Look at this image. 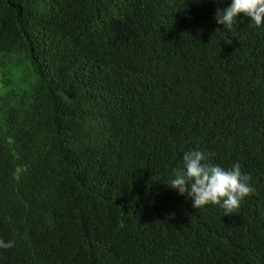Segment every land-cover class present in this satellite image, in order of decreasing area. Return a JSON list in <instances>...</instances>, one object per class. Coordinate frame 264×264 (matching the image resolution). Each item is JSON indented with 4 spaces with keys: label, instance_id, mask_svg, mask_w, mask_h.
Here are the masks:
<instances>
[{
    "label": "trees",
    "instance_id": "trees-1",
    "mask_svg": "<svg viewBox=\"0 0 264 264\" xmlns=\"http://www.w3.org/2000/svg\"><path fill=\"white\" fill-rule=\"evenodd\" d=\"M232 0H0V264H264V24ZM239 162L226 216L168 186Z\"/></svg>",
    "mask_w": 264,
    "mask_h": 264
},
{
    "label": "clouds",
    "instance_id": "clouds-1",
    "mask_svg": "<svg viewBox=\"0 0 264 264\" xmlns=\"http://www.w3.org/2000/svg\"><path fill=\"white\" fill-rule=\"evenodd\" d=\"M193 2L200 3L202 0ZM241 14L249 18L253 26L264 24V0H232L229 6L216 10L214 19L223 28L233 30ZM210 155L199 150L184 152V168L174 171V178L168 186L180 195L190 198L196 209L210 204L219 205L224 209L226 216H232L240 209L241 201L255 191L249 183L251 177L242 174L239 162L234 163L228 170L208 163ZM14 246L15 240L0 239V249H10Z\"/></svg>",
    "mask_w": 264,
    "mask_h": 264
}]
</instances>
